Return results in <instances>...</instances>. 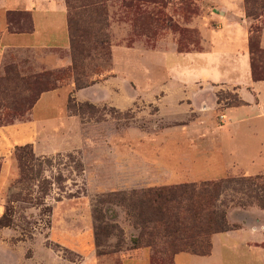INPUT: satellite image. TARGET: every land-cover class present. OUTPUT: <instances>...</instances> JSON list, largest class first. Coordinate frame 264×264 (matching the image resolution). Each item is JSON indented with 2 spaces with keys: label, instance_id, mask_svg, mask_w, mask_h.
Instances as JSON below:
<instances>
[{
  "label": "rangeland",
  "instance_id": "rangeland-1",
  "mask_svg": "<svg viewBox=\"0 0 264 264\" xmlns=\"http://www.w3.org/2000/svg\"><path fill=\"white\" fill-rule=\"evenodd\" d=\"M64 1L71 47L10 54L0 76V126L28 120L40 94L58 88L108 102L70 97L77 120L59 136L66 148L45 156L15 151L16 176L0 179V219L9 223L0 228V264H126L136 254L165 264L172 257L160 220L165 204L143 192L244 178H204L213 166L204 155L229 126L224 110L240 102L235 89L216 90L187 112V100L171 88L173 72L156 55L205 50L214 10L207 0ZM257 8L246 19L251 35L259 29L261 36L264 7ZM12 21L31 28L29 13H13ZM246 185L232 183L217 208L227 214L233 202L256 204ZM62 233L81 246L63 245Z\"/></svg>",
  "mask_w": 264,
  "mask_h": 264
},
{
  "label": "crops",
  "instance_id": "crops-1",
  "mask_svg": "<svg viewBox=\"0 0 264 264\" xmlns=\"http://www.w3.org/2000/svg\"><path fill=\"white\" fill-rule=\"evenodd\" d=\"M207 1L214 10L211 18L215 20L216 27L203 33L205 50L178 52L174 48L156 55H163L170 69L168 72H173L171 88L183 94L187 100V112L199 109L198 103L219 89H235L239 97V104L224 110L229 126L221 131L219 141L212 145L214 152L204 155L208 164L213 165L204 178L217 180L237 173L242 177L261 176L264 175V81L253 79L249 52L251 31L244 1ZM17 12L30 14L31 31H11L9 14ZM260 44L264 49V30ZM70 47L68 9L64 0H0V76L11 53L68 50ZM56 61L57 65H62L60 59L53 60V63ZM69 64L67 62L65 66ZM86 92V89L79 90L74 96L61 88L43 92L29 110L28 120L0 126L1 180L8 181L16 176L14 155L19 147L31 146L33 152L40 156L66 148L59 136L68 132L70 122L77 120L68 112L70 97L79 103L101 105L108 102L88 96ZM114 105L118 109L124 108L120 104ZM123 165L118 163L117 166ZM119 172L122 173L121 170ZM254 205L231 203L227 207L230 211L226 219L231 228L211 236L208 255L181 252L166 264H264V208L257 203ZM65 230L63 227L62 231ZM62 234L63 245L81 246V240L74 239L73 234ZM25 260L29 264V260ZM125 262L150 264L148 257L137 254Z\"/></svg>",
  "mask_w": 264,
  "mask_h": 264
},
{
  "label": "trees",
  "instance_id": "trees-1",
  "mask_svg": "<svg viewBox=\"0 0 264 264\" xmlns=\"http://www.w3.org/2000/svg\"><path fill=\"white\" fill-rule=\"evenodd\" d=\"M246 16L258 15L257 5L264 7V0H244ZM13 14H9L11 31L27 32L21 28H13ZM253 35L249 41V52L251 56L252 75L255 81H264V49L260 44V30L252 31ZM256 33V35H254ZM50 91V90H49ZM46 92V91H45ZM42 94V93H41ZM240 103V102H239ZM31 148V146L19 147L16 151ZM20 159V158H19ZM245 182L250 190L252 198L264 208V175L256 177H244L241 180L228 178L218 181L203 182L197 184H180L165 186L160 189L146 190L142 197H152L156 201L164 202V213L160 220L163 223L166 238H169L168 246L172 248V257L181 252H188L195 255H208L211 244L207 243L208 237L215 233L225 232L226 213L217 208L220 197L230 189L234 182ZM236 202H233L234 204ZM237 203H241L240 201ZM5 216L0 219V228L8 227L9 223L3 224ZM181 245L178 246L177 243ZM166 250L162 251L165 253ZM155 255V254H154ZM170 258V259H171ZM167 262H165L166 264ZM150 264H161L151 259Z\"/></svg>",
  "mask_w": 264,
  "mask_h": 264
},
{
  "label": "built area",
  "instance_id": "built-area-1",
  "mask_svg": "<svg viewBox=\"0 0 264 264\" xmlns=\"http://www.w3.org/2000/svg\"><path fill=\"white\" fill-rule=\"evenodd\" d=\"M223 118H224V116H223Z\"/></svg>",
  "mask_w": 264,
  "mask_h": 264
}]
</instances>
